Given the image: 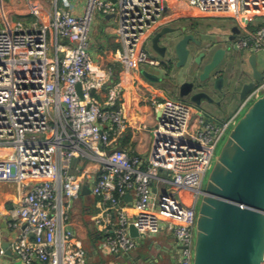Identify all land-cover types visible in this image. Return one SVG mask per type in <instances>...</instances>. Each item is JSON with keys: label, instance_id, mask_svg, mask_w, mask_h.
Segmentation results:
<instances>
[{"label": "built area", "instance_id": "built-area-1", "mask_svg": "<svg viewBox=\"0 0 264 264\" xmlns=\"http://www.w3.org/2000/svg\"><path fill=\"white\" fill-rule=\"evenodd\" d=\"M98 14L116 24L121 48L111 64L92 56ZM197 17L232 21L239 29L233 49L244 60L264 51V0H0V183L12 182L17 191L0 213V264L8 260L5 239L20 264H88L72 230L73 200L87 177L78 160L97 164L88 178L104 205L95 223L110 253L137 248L133 225L139 237L170 234L178 264H193L198 204L215 150L242 110L264 94V78L222 120L184 99L154 98L149 152L114 145L128 129L126 79H116L117 64L125 73L158 68L145 43L173 21Z\"/></svg>", "mask_w": 264, "mask_h": 264}, {"label": "water", "instance_id": "water-1", "mask_svg": "<svg viewBox=\"0 0 264 264\" xmlns=\"http://www.w3.org/2000/svg\"><path fill=\"white\" fill-rule=\"evenodd\" d=\"M231 33L230 44L218 47L201 46L184 26H165L154 34L151 49L155 59L178 74L189 66L185 74L190 79L176 89L180 99L197 108L212 105L224 87L235 91L237 85L221 71L226 56L234 50L238 27L234 25ZM247 64L252 80L243 84L239 100L252 90L255 81L264 78L255 54L248 57ZM141 73L151 82L163 81L154 72ZM77 89L82 95L80 85ZM130 235L139 237L133 225ZM2 248L12 256L6 239ZM193 264H264V94L236 122L208 176L197 214Z\"/></svg>", "mask_w": 264, "mask_h": 264}, {"label": "crops", "instance_id": "crops-1", "mask_svg": "<svg viewBox=\"0 0 264 264\" xmlns=\"http://www.w3.org/2000/svg\"><path fill=\"white\" fill-rule=\"evenodd\" d=\"M76 13H81L82 9L75 10ZM31 16H28V18ZM93 25V43L91 46V52L94 60L101 64H111L113 62V52L115 51L116 38L112 39V35L115 34L116 25L111 21V17H103L97 15ZM186 22H180V20L173 21L168 26L177 27L185 26L189 27L190 24L196 31L200 32L201 22L208 21L209 23H221L222 31L216 34L215 39L207 41L206 45L223 46L224 42L230 44V38L232 37L231 29L233 27L232 21L216 18H183ZM212 25V24H208ZM207 26V25H206ZM208 28V27H207ZM210 31L211 29L208 28ZM212 32V31H211ZM223 38V39H222ZM110 39V44L107 40ZM113 43V44H112ZM115 46V48L113 47ZM114 48L113 50H110ZM238 50H233L226 56L225 62L221 66L222 69L228 72L229 76H233L236 72V65L240 64L241 70L244 72L247 70V63ZM151 68V67H150ZM142 70H147L144 66L140 71L133 70L125 73L123 67L117 64L116 79L125 81V91L122 98V107L124 116L128 123V129L126 133L118 139L114 148L125 150L129 153L140 154L145 156L153 141L152 131L156 127L157 117L154 113L151 101L152 99H162L166 96V92H172L174 97H178L177 91L173 92L174 87L186 80V72L183 71L182 77L176 76V81L173 76L174 70H171L169 80L159 74L164 72L158 68H153L151 72L156 73L163 78L161 83L151 82L147 80L141 73ZM150 71V70H147ZM178 75V70H176ZM176 83H174V81ZM160 85H162L161 88ZM100 99H103L105 92L96 94ZM179 98V97H178ZM228 118V117H227ZM227 118H216L218 120ZM5 153L0 151V156ZM79 168L86 174L84 184L80 194L73 200V210L71 212L72 218V230L76 239L81 243L87 254L88 264H178L179 261V248L174 238L165 232H160L156 235L148 236L141 242L137 243V248L125 254H112L108 251L104 242V232L96 225L95 220L104 211V205L100 203V198L92 193V183L88 176L90 172L95 171L97 164L92 161L78 160ZM12 185H7V184ZM0 186V213H4L7 209L11 208L14 201H16L17 191L16 185L10 182H2ZM4 198L8 197L5 201ZM131 201V200H130ZM15 262L11 256H8L7 264Z\"/></svg>", "mask_w": 264, "mask_h": 264}, {"label": "rangeland", "instance_id": "rangeland-1", "mask_svg": "<svg viewBox=\"0 0 264 264\" xmlns=\"http://www.w3.org/2000/svg\"><path fill=\"white\" fill-rule=\"evenodd\" d=\"M82 3L84 2V0H80ZM45 5H47L48 7H49V5H48V1H45ZM47 6H45V7H47ZM59 6L62 8L63 7V5H62V3L61 2H59ZM22 8H23V10H21L23 13H26V7L24 6V5H22ZM193 14H196V12H194ZM13 17V16H12ZM97 18V17H96ZM183 18H180L179 20H180V22L179 23H181V22H186L185 20H182ZM216 19H218V18H216ZM227 21H228V19H227ZM208 24H212V25H208ZM94 25V24H93ZM116 25V24H115ZM207 25V26H206ZM221 23H212V22H208V21H205V22H201V28L199 29L200 30V32L199 31H196V30H193V32H194V34L199 38V43H202V45L201 46H204V43H206L207 41H209V40H214L215 39V35L216 34H219V32H220V30L222 31V28H221ZM210 28L211 29V31L208 29V28ZM253 27H255V26H253ZM215 36V37H214ZM114 38H116V35H112V39H114ZM223 39V38H222ZM113 41V40H112ZM111 41V42H112ZM110 42V39H108L107 40V43L108 44H110L111 43ZM113 44V43H112ZM113 47L115 48V46L113 45ZM116 47H119V48H121V45L119 46V45H116ZM49 48H50V54H52L53 52H52V49H53V43H52V41L50 40L49 41ZM114 48H111L110 50H113ZM144 50L147 52V54H148V56L149 57H151V58H155V56L153 55V53H152V49H151V38L145 43V46H144ZM255 56H256V59H257V68L261 71V72H263L264 73V51H259V52H257L256 54H255ZM245 62L247 63V61L245 60ZM244 62V63H245ZM147 67V70H150V72L151 71H153V70H151V69H153V68H150V66H146ZM189 67V66H188ZM188 67H185V68H183V70H181L180 71V74H178V75H176V70L174 69V74H173V76H174V78H175V81H176V76L178 77V78H181L182 77V73H183V71H186V69L188 68ZM240 67V66H239ZM247 72H248V75H250V73H251V71H250V68H249V66H248V64H247ZM159 74H163V76L165 77V78H167L168 80H169V77L170 76H168L167 75V73H163V72H159ZM174 81V80H173ZM174 81V83H176ZM159 86L161 87L162 85H160L159 84ZM162 88V87H161ZM163 89V88H162ZM176 90H173V92H175ZM166 94V96L167 97H173V98H175V99H179L177 96L176 97H174V96H170V95H172V92H166L165 93ZM183 100V99H182ZM255 100H253V101H251L243 110H242V112H241V114H240V116L237 118V121L242 117V115L246 112V110L248 109V107L254 102ZM242 102V100H238L237 102H236V104H235V106H234V110H236L238 107H239V105H240V103ZM198 109V108H197ZM229 118V117H228ZM233 128V127H232ZM232 128L230 129V130H228L227 132H226V134L223 136V138L221 139V141L218 143V145H217V148H216V150H215V153H214V156H213V159H212V167H213V165H214V163H215V160H216V158H217V156H218V154L220 153V150H221V148H222V146L224 145V143H225V141L227 140V138H228V135H229V133H230V131L232 130ZM212 167H211V169H212ZM211 169L209 170V172L207 173V175H206V177H205V181H204V185H206V182H207V179H208V176H209V174H210V172H211ZM170 178V177H169ZM1 185H3V184H0V186ZM7 185H12V184H7ZM13 186V185H12ZM168 189L169 190H171L172 188L169 186L168 187ZM4 195L5 194H3V201H5L8 197L6 196V198H4ZM183 196H186V194H183ZM199 206H200V202H199V204H198V210H199ZM147 238V237H146ZM145 238L144 237H138V238H136V242L137 243H139V242H141L142 240H144ZM9 264H15V262H10Z\"/></svg>", "mask_w": 264, "mask_h": 264}, {"label": "flooded vegetation", "instance_id": "flooded-vegetation-1", "mask_svg": "<svg viewBox=\"0 0 264 264\" xmlns=\"http://www.w3.org/2000/svg\"><path fill=\"white\" fill-rule=\"evenodd\" d=\"M191 28H193V27L190 24V26L187 29L189 32L194 33L193 30H195V29H191ZM196 38H198V37L196 36ZM222 45L228 46L229 44L227 42H224ZM204 46L212 47L213 45L212 44L211 45L210 44L209 45L204 44ZM197 50H198L197 54H199L201 52V49L198 48ZM158 60L160 61L158 69L164 70V72L167 73L168 76H170L171 75V69H172L171 67H169L170 65H166V64L162 63L163 61L160 59H158ZM224 62H225V60H224ZM239 66H240V64L236 65V72L233 76H229L228 72L221 68V71L224 74H226V76L229 79L233 80L234 84L237 85V88L235 89V91H231L228 87H226V88L224 87L223 91L216 94V96L214 97L215 101L212 105L209 104V105L197 107L199 110L206 113V115L208 117H211V118H218V117L227 118V117L232 116L235 112H237V109L234 110V106H235L236 102L239 100V95H240V92L242 90L243 84L252 80L251 73H250V75H248V72H246V71L244 72V70L242 71ZM187 78L190 79V76L187 75ZM176 89H177V87L175 86L174 90H176ZM186 101H188V100H186Z\"/></svg>", "mask_w": 264, "mask_h": 264}, {"label": "bare ground", "instance_id": "bare-ground-1", "mask_svg": "<svg viewBox=\"0 0 264 264\" xmlns=\"http://www.w3.org/2000/svg\"><path fill=\"white\" fill-rule=\"evenodd\" d=\"M10 183H12V182H10Z\"/></svg>", "mask_w": 264, "mask_h": 264}]
</instances>
